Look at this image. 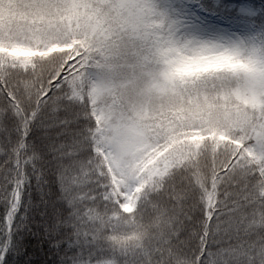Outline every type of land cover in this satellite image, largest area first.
<instances>
[{
    "label": "snow or ice",
    "instance_id": "snow-or-ice-1",
    "mask_svg": "<svg viewBox=\"0 0 264 264\" xmlns=\"http://www.w3.org/2000/svg\"><path fill=\"white\" fill-rule=\"evenodd\" d=\"M0 264H264V0H0Z\"/></svg>",
    "mask_w": 264,
    "mask_h": 264
}]
</instances>
